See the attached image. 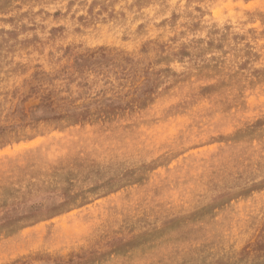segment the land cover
<instances>
[{
  "label": "rangeland",
  "instance_id": "rangeland-1",
  "mask_svg": "<svg viewBox=\"0 0 264 264\" xmlns=\"http://www.w3.org/2000/svg\"><path fill=\"white\" fill-rule=\"evenodd\" d=\"M0 264H264V0H0Z\"/></svg>",
  "mask_w": 264,
  "mask_h": 264
}]
</instances>
